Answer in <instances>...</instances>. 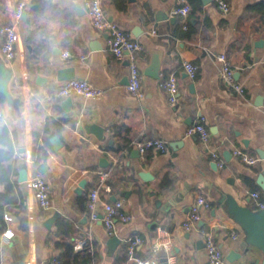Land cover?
Here are the masks:
<instances>
[{
    "label": "crops",
    "instance_id": "1",
    "mask_svg": "<svg viewBox=\"0 0 264 264\" xmlns=\"http://www.w3.org/2000/svg\"><path fill=\"white\" fill-rule=\"evenodd\" d=\"M17 1L0 0V27L11 20ZM87 1L26 0L15 57L4 61L0 55L12 71L11 101H0V132L6 128L14 138L17 166L13 200L0 219V264L61 259L67 264H135L126 248L136 236L141 240L135 256L154 254L158 264H165L166 253L152 250L159 229L171 238L176 264H211L205 231L211 233L223 264H264V250L248 241L245 226L249 214L258 211L250 192L264 198L256 182L264 175V5L257 7L263 0H226L227 13L214 0H187L184 20L171 14L178 0H101L108 20L142 46L136 54L141 99L127 89V57L108 50V33L93 26ZM219 54L225 55L242 92L220 76ZM184 61L197 66L193 78L183 70ZM61 69L73 70L74 78L88 81L101 95L59 96ZM156 71L159 78L150 75ZM171 72L178 88L174 104L160 86ZM67 98L71 102L65 104ZM196 123L208 130L207 142L186 135L187 127ZM89 124L101 128L100 137ZM54 136L57 146L51 142ZM43 139L50 142L48 156L35 163L31 149ZM144 139L163 140L165 149L140 153L135 141ZM237 149L256 162L241 161L233 154ZM37 167L50 188L47 211L40 208L29 183ZM22 168L26 181H18ZM102 170L109 175L99 190L101 200H121L130 217L127 222L114 220L111 232L101 220H92L86 207ZM197 196L208 206L186 230L183 224ZM97 211L101 216V206ZM55 212L59 215L46 227V218ZM61 220L68 225L60 230ZM6 230L12 235L6 237ZM113 236L118 242L109 246ZM67 243L75 260L64 255ZM232 252L238 257L229 262Z\"/></svg>",
    "mask_w": 264,
    "mask_h": 264
},
{
    "label": "built area",
    "instance_id": "2",
    "mask_svg": "<svg viewBox=\"0 0 264 264\" xmlns=\"http://www.w3.org/2000/svg\"><path fill=\"white\" fill-rule=\"evenodd\" d=\"M216 7L222 13L229 11V5L226 0H214ZM89 15L92 24L98 30L106 31L108 33V50L114 56L125 55L128 60V85L127 89L129 93L138 98H143L141 73L138 65L136 54L141 50V44L135 40L126 36L117 26L116 23L108 20L105 10L103 8L101 0H88L86 2ZM27 8L26 0H18L14 6L12 12V18L9 22L3 24L0 27V33L2 34V41L0 43V55L4 61L12 60L15 57V45L18 40V25ZM189 12V5L187 0H178V4L172 9L171 14L180 16L183 20L187 17ZM69 54L67 51L62 53V56L67 57ZM217 60L220 62V76L222 79L231 86L235 91L242 92V87L239 83H236L233 78V70L228 63L225 55L219 54ZM264 66V55L260 60ZM182 68L186 74L193 78L197 71V66L189 61L182 63ZM160 86L167 94V98L170 104H174L177 100V79L174 72H171L161 83ZM101 90L92 86L88 81L81 79H68L64 80L60 85L57 94L59 96H68L71 94L81 95L85 98H95L101 95ZM264 111V104L262 107ZM186 135L197 136L202 142H207L209 139L208 130L201 124L196 123L190 125L186 129ZM135 147L140 153H144L147 149L164 150L165 143L160 139H144L135 141ZM233 154L241 159L244 163L253 164L257 158L244 153L237 149L234 150ZM109 172L102 170L99 172V181L90 190L87 200L86 207L89 211L90 218L92 220H101L105 227L111 232L114 220L119 219L122 222H127L130 217L123 212V203L121 200L103 201L100 198L99 190L104 186V182L108 177ZM30 186L33 190L34 196L41 209L47 211L51 207L49 198L50 188L44 177L39 171L29 178ZM250 196L255 200V205L258 210L264 208V198L260 197L259 192L252 191ZM101 206L102 214L99 216L97 208ZM208 202L201 196H197L194 203L192 204L189 212V216L184 222L183 226L186 230L193 227L199 219V211L203 207H207ZM5 219L10 220L11 217L5 214ZM6 237L12 235L10 230L4 232ZM204 242L205 248L211 264H223V256L217 246L214 244L211 233L205 231ZM140 237L136 236L131 238L127 244V254L135 264H158V258L153 254L147 257H137L134 255L136 246L140 243ZM171 238L169 234L161 229L158 230L157 235L152 246L154 253L159 250H163L166 253V264H176L174 257L170 254L171 249ZM77 247H81V242L77 244ZM51 264H61L59 262H52Z\"/></svg>",
    "mask_w": 264,
    "mask_h": 264
},
{
    "label": "water",
    "instance_id": "3",
    "mask_svg": "<svg viewBox=\"0 0 264 264\" xmlns=\"http://www.w3.org/2000/svg\"><path fill=\"white\" fill-rule=\"evenodd\" d=\"M202 1H203V3L206 4L210 0H202ZM150 75L155 77V78H159L158 71L152 72ZM11 77H12V71L8 68V66H6V64L3 61H0V94L2 96H4L7 99V101H9V102L11 101V95L9 92V83H10ZM73 78H74V72L71 69H68V70L67 69H64V70L61 69L60 71H58L57 79L60 81L73 79ZM70 102H71V99L67 98L65 101V104L66 103L68 104ZM87 128L91 131H94V133H96V135H98L99 137L102 134L101 128L95 124H89L87 126ZM51 142L54 146H57V143L59 142L57 136L52 137ZM258 152L262 156L263 152H261V151H258ZM101 165L106 166V163L101 164ZM37 171L42 173V170L40 167H37ZM144 176L148 177V174L143 175V177ZM27 179H28V176H27L26 169L25 168L20 169L18 181H26ZM256 182L261 187V189L264 190V175L263 174H260L257 177ZM58 215L59 214L57 212H55L50 217L46 218V220L44 222L46 227L49 228L51 226V224L53 223V221L57 218ZM245 226H246L247 232H248V241L252 244L258 245L259 247H261L264 250V208L258 210L256 213H250L249 218H248V222H245ZM257 227H258V229H257ZM117 242H118V238L115 236L110 237L108 239L109 246H114ZM246 244H247V241H244L242 243L243 250H245V251L247 250ZM160 252H161V254L164 255L163 250H161ZM237 257H238V254L232 252V253H230V255L226 259H227V261L232 262ZM263 263H264V258H263Z\"/></svg>",
    "mask_w": 264,
    "mask_h": 264
},
{
    "label": "trees",
    "instance_id": "4",
    "mask_svg": "<svg viewBox=\"0 0 264 264\" xmlns=\"http://www.w3.org/2000/svg\"><path fill=\"white\" fill-rule=\"evenodd\" d=\"M264 5V0L259 4L257 7ZM122 8V6H120ZM5 98L0 94V101H4ZM56 125H60L61 123L56 122ZM48 125L45 127V132L47 133L49 129L47 128ZM38 134H35L34 137L36 138ZM0 143L2 148H0V182L4 184V191L0 193V219L3 216L5 205H8L12 202V194H13V186L15 185L14 175L17 172V166L14 162V138L11 137L8 130L3 128L0 132ZM50 147V142L47 139H43V142L37 144L31 149V156L34 158L35 163H40L47 159L48 156V148ZM261 194V193H260ZM262 197V195L260 196ZM59 229L67 227L68 223L63 222L61 220L59 222ZM72 245L70 243L66 244V247L63 248V252L65 256L71 255L73 256L74 260L77 258L76 254H72ZM61 264H67L68 261L61 259Z\"/></svg>",
    "mask_w": 264,
    "mask_h": 264
}]
</instances>
